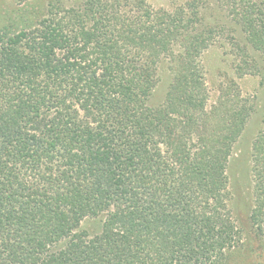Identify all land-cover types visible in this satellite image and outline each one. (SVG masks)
<instances>
[{"label": "trees", "instance_id": "1", "mask_svg": "<svg viewBox=\"0 0 264 264\" xmlns=\"http://www.w3.org/2000/svg\"><path fill=\"white\" fill-rule=\"evenodd\" d=\"M97 1L78 13L50 4L38 15L23 8L1 16L0 264L261 258L246 249L229 205V162L253 106L229 82L211 96L199 36L186 34L175 51L180 27H142L119 4L99 10ZM227 1L264 58V0ZM167 55L171 82L153 105ZM250 163L257 240L264 130ZM89 221L98 223L92 234L81 230Z\"/></svg>", "mask_w": 264, "mask_h": 264}, {"label": "rangeland", "instance_id": "2", "mask_svg": "<svg viewBox=\"0 0 264 264\" xmlns=\"http://www.w3.org/2000/svg\"><path fill=\"white\" fill-rule=\"evenodd\" d=\"M84 2L86 0H0V20L3 14L10 15L23 8L38 15L47 11L50 4L54 5L57 12L70 10L78 13L87 8ZM117 4L119 13L126 16L131 14L134 18H131L132 21L139 22L142 27L170 31L173 25L180 27L179 39L171 41V44L178 46L175 51H182L181 41L185 40L186 34L199 36L203 41L201 52L207 49L198 58V62L211 96L214 98L216 88L221 83L229 82L233 91L253 106L254 113L235 144L229 162V205L237 227L248 235L244 241L246 249L251 246L264 253V237L256 240L252 235L253 226L250 228L249 222L255 200L250 173L251 145L254 137L264 130V58L246 43L245 35L227 0H98L93 7L102 10ZM167 56L158 70L159 82L151 97L153 105L162 102L171 82L168 70L170 57ZM81 230H88L92 234L98 230V223L85 222ZM241 255L234 256L230 263H239ZM249 262L264 264V254Z\"/></svg>", "mask_w": 264, "mask_h": 264}]
</instances>
